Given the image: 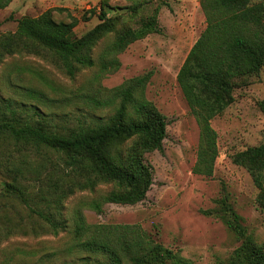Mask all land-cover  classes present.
<instances>
[{
    "label": "trees",
    "instance_id": "trees-1",
    "mask_svg": "<svg viewBox=\"0 0 264 264\" xmlns=\"http://www.w3.org/2000/svg\"><path fill=\"white\" fill-rule=\"evenodd\" d=\"M12 1L0 0V9ZM201 6L207 27L190 50L178 82L200 127L194 172L211 177L220 154L212 120L233 103L236 88L264 68V2L201 0ZM158 14L159 8L140 27L119 32L98 61L93 55L95 47L116 32L118 25V19L103 9L101 22L80 37L74 31L77 18L58 22L51 10L38 17H22L16 31L0 36V62L12 55L39 56L54 62L70 78L81 69L98 67L94 79L78 93L34 70L54 96L22 85L14 87L19 96L47 107L67 106L74 98L95 113L111 112L109 116L81 112L73 118L66 113L65 123L59 125L53 122V114L41 113L34 105L19 107V102L0 96V138L30 150L0 156V173L5 177L0 193L4 212L0 264H195L181 249L165 246L138 224L90 225L84 214L85 208L100 214L109 203L137 204L154 183L155 171L146 154L163 150L168 121L146 96L152 73L109 89L101 80L120 69L118 55L130 44L162 32ZM72 119L75 123L70 126ZM234 162L250 172L259 190L257 203L264 211V144L237 153ZM78 193L94 196L79 202L68 218L65 202ZM217 204L215 215L241 241L224 264H264V243L249 232L229 196L224 194ZM11 211L16 217L8 218ZM62 231L69 236L62 248L7 251L1 247L13 235H58Z\"/></svg>",
    "mask_w": 264,
    "mask_h": 264
},
{
    "label": "rangeland",
    "instance_id": "rangeland-1",
    "mask_svg": "<svg viewBox=\"0 0 264 264\" xmlns=\"http://www.w3.org/2000/svg\"><path fill=\"white\" fill-rule=\"evenodd\" d=\"M165 1L163 4L161 0H13L9 6L0 9V36L16 31L18 20L22 17H38L51 10L58 22H70L73 17L77 18L74 31L80 37L101 22L99 14L103 9L110 17L118 19V25L116 32L104 37L95 47L93 55L98 61L101 51L116 39L119 32L140 27L142 21L159 8L158 20L162 32L151 33L130 44L118 55L120 69L101 80L102 86L109 89L133 77L152 73L146 96L168 121L163 150L146 154V161L155 171L154 183L143 201L134 205L109 203L100 214L85 208V218L90 225L138 224L165 246L181 249L183 255L195 264H224L241 244L215 215L219 208L217 199L224 194L229 196L256 241L264 243V211L257 203L259 190L248 169L234 162L237 153L264 144V68L260 74L236 88L233 103L212 120L220 150L214 174L207 177L195 173L200 127L178 82V74L190 50L206 29L207 21L201 0ZM34 70L40 71L55 84L78 93L83 85L90 84L94 79L98 67L81 69L74 78H70L54 62L43 57L7 56L0 62V96L19 102V107L34 105L41 113L53 114V122L59 125L61 121L65 123L63 116L66 113L71 117L81 112L110 115L107 109L97 110L96 113L90 111L79 101L77 104L74 98H71L70 105L56 104L52 107L22 98L16 93L18 88L14 87L31 86L54 96L32 73ZM74 123L72 119L68 125L73 126ZM29 152L6 138H0V156ZM4 188L5 177L0 173V193ZM93 196L78 193L69 198L65 202V215L72 218L79 202ZM1 210L0 204V217L4 215ZM208 211L211 212L209 215L205 213ZM9 215L16 217L13 211L8 214V218H12ZM67 241L69 236L64 231L58 235L18 234L5 240L1 247L7 251L17 247L44 251L62 248Z\"/></svg>",
    "mask_w": 264,
    "mask_h": 264
}]
</instances>
